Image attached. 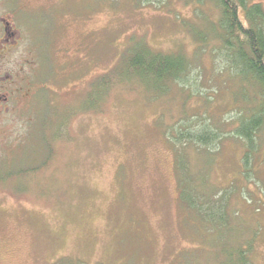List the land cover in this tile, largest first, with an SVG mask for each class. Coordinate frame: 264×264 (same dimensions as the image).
<instances>
[{
	"label": "rangeland",
	"instance_id": "374dc122",
	"mask_svg": "<svg viewBox=\"0 0 264 264\" xmlns=\"http://www.w3.org/2000/svg\"><path fill=\"white\" fill-rule=\"evenodd\" d=\"M4 9L20 42L0 49V71H16L23 90L0 124V264H231L230 250L251 240L253 264H264V151L248 182L232 134L238 83L213 35L204 46L183 25H203L196 0H0ZM200 11L218 16L212 4ZM132 41L183 54L188 85L163 96L116 85L90 107ZM194 116L225 136L186 153L192 186L228 206L223 227L209 226L219 245L180 203L164 133Z\"/></svg>",
	"mask_w": 264,
	"mask_h": 264
},
{
	"label": "trees",
	"instance_id": "16d2710c",
	"mask_svg": "<svg viewBox=\"0 0 264 264\" xmlns=\"http://www.w3.org/2000/svg\"><path fill=\"white\" fill-rule=\"evenodd\" d=\"M196 2L199 6L197 19L203 25L195 23L189 26L186 21H183V25L198 44L208 46L206 32L213 35V40L219 44L220 58L238 83V93L234 95V100L242 105L240 108L244 114L238 115L239 119H236L232 134L245 145L242 176L249 182L252 181L255 158L262 148L264 151V7L254 0ZM207 3L215 6L217 10L215 21L200 13L201 7ZM190 67V61L181 53L164 54L145 43L134 44L132 41L117 66L94 83L89 98L93 97L95 103L90 107L97 105V101L102 100L103 95L108 94L116 85L136 83L153 95H166L174 85H188ZM164 133L170 145L175 148L180 203L212 235L209 244L214 242L219 245L213 239L215 234L209 226L214 230L223 227L219 209L224 212L228 206L222 202L221 194L217 196L212 193L209 197L192 186L191 165L186 153L191 148L210 150L209 148L215 147L225 136L205 116L186 118L173 131L165 129ZM224 222L228 224V221ZM221 243L228 247L226 240H221ZM230 251L227 259L234 260L231 264H253L252 240Z\"/></svg>",
	"mask_w": 264,
	"mask_h": 264
},
{
	"label": "flooded vegetation",
	"instance_id": "af4514ba",
	"mask_svg": "<svg viewBox=\"0 0 264 264\" xmlns=\"http://www.w3.org/2000/svg\"><path fill=\"white\" fill-rule=\"evenodd\" d=\"M1 11V10H0ZM0 13V49H4L2 57L8 56L19 44V32L14 28L13 17L10 10ZM3 59V58H2ZM20 74V73H19ZM23 88L19 87V78L16 71H0V124H3L7 114L11 112L13 97L21 96Z\"/></svg>",
	"mask_w": 264,
	"mask_h": 264
}]
</instances>
